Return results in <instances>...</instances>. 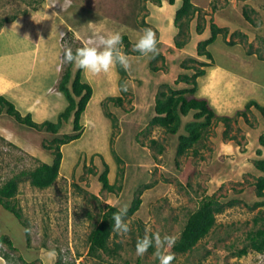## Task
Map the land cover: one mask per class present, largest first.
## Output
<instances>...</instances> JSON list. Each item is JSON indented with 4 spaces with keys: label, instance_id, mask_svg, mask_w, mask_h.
<instances>
[{
    "label": "rangeland",
    "instance_id": "1",
    "mask_svg": "<svg viewBox=\"0 0 264 264\" xmlns=\"http://www.w3.org/2000/svg\"><path fill=\"white\" fill-rule=\"evenodd\" d=\"M191 1L200 8L206 21L205 28L203 33L198 34L194 17L189 24L188 41L177 48L174 37L178 29L173 24L175 10L172 7L178 6L180 0L175 6L166 0H53V7L58 4L53 9L55 14H59L68 24L62 36L61 52L67 47L95 46L99 36L117 32L128 37L129 47L133 49L132 45L143 30L151 28L156 33L157 48L164 59L155 61L161 69L153 71L149 66L151 54H126L130 67L124 77V84L128 85L124 109L111 102L106 105V110L116 117L115 127H112L111 119L104 115L101 105L109 94L101 96L97 102L98 93L106 87L105 73L91 76L102 77L99 80L103 79V85L99 80H85L92 85L94 97L89 101L90 106L84 117L82 115L81 136L60 147L62 159L57 179L45 189L31 186L28 181L19 184L17 200L23 216L28 219L29 243L20 221L0 205V235L8 236L15 249H10L5 243H0V247L9 253L12 260L19 261L18 256H22V264H40L39 255L55 249L63 261L67 260V264H159L153 255L154 247L142 257L136 255V241L143 238L146 227H150L152 232L158 231L161 236L167 234L177 239L187 215L197 207L200 199L215 194L221 200L239 198L242 201L217 214L216 226L191 252L176 253L166 248L164 251L175 257L171 264H264V252H250L241 257L234 255L247 242V232L261 225L260 222L257 225L252 222L259 207L249 209L243 202L251 204L259 199L251 183L261 174L255 169L253 160L261 157V154H256L255 141L264 131V117L251 108L249 117L254 127L247 125L242 117L231 122L228 133L235 135L236 139L224 135L225 124L219 121L208 129L197 145L200 152L197 156L189 153L176 157V135H170L160 127H152L149 133H142L155 114L154 96L158 86L164 82L174 88L189 86L181 81L175 83V79L181 73L193 72V69L186 70L180 66L181 61L190 57L209 63L202 66L205 73L197 77L196 95L206 97L204 94H207L206 98L212 107L217 108V114L233 115L237 109L243 108L249 100L245 93L249 94L248 89L253 90L243 87L249 81L256 84L259 93L264 90V0ZM40 5H44V1L0 0V20L14 13L24 15L21 13L23 10H35ZM244 9L248 10L255 24L245 19ZM210 19L228 28L225 37L219 34L207 46L213 55V62L196 52L197 42L210 34ZM142 20L146 22L145 27L141 24ZM76 27L80 30V37ZM92 34H96V41L95 37L91 38ZM231 39L235 43L229 45L226 41ZM16 42L20 41L13 40L9 34L5 35L3 39L0 38V51H6L7 46L12 50ZM119 47L123 51L122 43ZM60 60L62 70L68 63L64 62L62 56ZM26 64L22 63L21 66ZM8 67L0 60V68ZM117 90L118 84L116 93ZM116 93L112 95L117 96ZM129 98L131 101L127 100ZM61 104L58 102L57 106L61 108ZM36 107H40V104L35 102L28 109ZM53 109L54 106L51 111ZM59 110L51 115H41L42 119L39 120L32 118L37 122L44 118L56 121ZM230 110L233 112L229 113ZM190 118L191 114L181 117L178 133L183 131V123ZM71 121L70 117L63 122L57 134L71 132ZM53 136L50 132L37 131L1 113L0 184L22 169L33 168L39 161L50 163L53 155L41 144L43 141L47 143ZM149 138H155L164 145L162 153L158 154L146 145ZM112 150L123 159L120 165L123 167L122 189L115 194L102 190L98 181V174L103 170L102 160L109 167V182L114 183L119 178V165ZM90 167H94L98 173L94 175L88 172ZM152 181H155L153 186L145 189L141 195L139 209L124 218L130 224V232L120 235L113 231L111 234L109 244L119 242V254L111 257L98 251L99 257L90 255L88 235L106 206L126 209L136 188L141 183ZM261 209L264 211V207Z\"/></svg>",
    "mask_w": 264,
    "mask_h": 264
},
{
    "label": "trees",
    "instance_id": "2",
    "mask_svg": "<svg viewBox=\"0 0 264 264\" xmlns=\"http://www.w3.org/2000/svg\"><path fill=\"white\" fill-rule=\"evenodd\" d=\"M166 1L169 4H174L176 0ZM26 12L27 10H23L21 13L25 14ZM243 15L247 21L251 24H255L253 17L248 14L247 9L243 10ZM16 16L17 14L14 13L1 19L0 27L4 22H9L15 19ZM194 17H196V32L201 34L204 31L206 21L201 15L200 8L193 4L191 0H180V6L175 10L173 19V24L178 29L177 35L174 37L175 47L181 48L188 41L189 24ZM141 24L145 27L146 22L142 20ZM209 29V36L197 42L196 52L198 55L205 56V58L213 62V55L208 50L207 46L212 43L219 34L225 37L228 33V28L221 27L210 19ZM235 34L244 35L243 33L241 34L238 32H235ZM121 37L122 45H124L123 52L125 54H140L129 47L130 41L126 35H121ZM226 42L229 45L235 43L233 39L227 40ZM63 47H65V45H63ZM77 48L79 47L71 48L74 54ZM65 49L66 48H64V50ZM64 50L62 52V57L64 56ZM158 59L163 60L164 56L159 53L154 58H151V61L149 62V66L153 71L161 69V67L155 63ZM195 62L196 65L194 64ZM208 64V62L196 61L192 57L181 61V68L186 70L193 69V72L190 74H179L175 79V83L181 81L189 86L174 88L166 82L161 83L154 96L153 110L155 114L149 120L147 127L142 130V133H149L152 127H160L166 133L176 135V157L184 156L189 153H191L192 156L199 155L200 152L197 145L208 133V129L211 126L216 125L219 121H222L225 124L226 129L224 135L229 137V139H236L235 135H230L228 133V129L231 127V122L236 121L238 117H242L247 125L254 127L255 124L249 117V113L252 110L251 108H255L264 117V104L259 103L253 98L246 101L243 108L237 109L233 115H220L217 114L206 97L196 95L198 89L197 77L202 76L205 73V69L202 68V66ZM72 65L73 63H68V65L63 67L58 81L57 88L65 96L67 104L58 114L56 121L46 119L37 122L32 118L30 112L22 114L11 100L4 95H0V114L4 112L6 115L13 117L20 124H24L37 131L44 130L55 135L47 143L43 141L41 144L43 148L50 150L53 155L50 163L39 161L33 168L22 169L0 184V205L4 209L10 211L20 221L24 228L25 239L28 243L30 241V227L28 219L23 216L21 207L18 204L17 193L19 190V184L23 181H28L31 186L45 189L55 182L59 175L62 159L60 147L61 145L78 139L81 136L83 132L81 115L93 94L92 85L82 79V69L77 67L74 76L71 79ZM115 68L116 72L119 74V79L117 81L119 88L124 84V77L127 75V70L119 65H116ZM69 82L70 86H68ZM127 94L128 92H121L120 95L117 96L108 95L101 103L104 115L111 119L112 127H115L116 125V117L110 111L106 110L107 102H111L114 106L124 109V95ZM127 100L131 101L130 98ZM189 114H191V118L183 123V131L178 133L182 123L181 117ZM70 117L72 118L71 132L58 135L57 132L62 123L67 121ZM237 142L239 141L237 140ZM258 143L259 145L264 146V131L258 136ZM146 145L149 148L156 150V153L158 154L162 153L164 149V145L158 142L155 138L147 139ZM111 153L119 165V178L114 183L109 182V167L108 164L102 160L103 170L98 174V181L101 183L102 190L115 194L122 189L121 181L123 167L120 165L123 163V159L117 155L114 150H112ZM256 154L259 156L261 150L256 149ZM253 165L255 169L261 172V174L257 175L255 180L251 183L254 187L255 196L259 199L251 204L246 202L243 203L246 204L249 209L259 207L258 211L252 218V222L254 225H257L260 222L261 225H258V227L247 232V242L234 253L237 257L247 255L250 252L258 254L264 252V211L261 209V207L264 206V158L254 159ZM88 172L94 175L98 173L94 167L88 168ZM154 182L155 181L141 183L136 188L134 196L131 199L129 206L126 208V215L123 218L130 217L139 209L142 202L141 195L143 191L153 186ZM241 201L242 200L239 198L221 200L216 197L215 194L207 195L200 199L197 207L187 215L179 236L170 250L176 253H189L194 250L200 241L207 237L211 230L216 226V215L222 213L226 207H232ZM120 211L121 210L116 206L107 205L105 211L101 213L100 218L88 235V252L90 255L99 257L98 251H102L111 257H116L119 254L121 244L119 242H112V245H110L109 241L113 232V215ZM0 243H5L12 250L15 249L11 240L6 235H0ZM149 250L152 251L153 248H149ZM57 253L58 256L54 264H63L64 262L61 259V254L59 252ZM208 253L209 252L207 251L206 254ZM0 255L5 259L6 264H10L11 257L9 253L1 250V247ZM18 257L19 259H22V256ZM68 264H73V262H69Z\"/></svg>",
    "mask_w": 264,
    "mask_h": 264
},
{
    "label": "crops",
    "instance_id": "3",
    "mask_svg": "<svg viewBox=\"0 0 264 264\" xmlns=\"http://www.w3.org/2000/svg\"><path fill=\"white\" fill-rule=\"evenodd\" d=\"M42 1H44V5H40L38 9L28 10L24 15H17L15 19L9 22H4L0 27V38L3 39L5 35L9 34L13 37V40L20 41L16 42L12 50L7 46L6 51H0V60H3L5 64L9 65L7 69L0 68V95H4L11 100L20 110H22L21 112H30L35 120L42 119L41 115H51L52 113H55L57 109H60L55 116L57 118L58 114L67 104L65 96L59 91L57 85L62 72L60 68V59L62 56L60 50L61 40L63 33L68 29V24L61 16H59V14L56 15L53 10L58 7V4L60 5V1H58V4L55 7L52 6L53 0H40V2ZM177 1L178 0L172 5L175 6ZM178 6H180V4H178ZM178 6L172 7V9L176 10ZM75 29L79 36L80 30H78L77 27ZM92 37H95L94 41H96V34H92L91 38ZM5 58L9 59L6 60ZM25 62H27V64L21 66V64ZM74 67H76L75 64H73L72 69ZM114 68L115 67H113L108 73H105L104 82L106 87L100 92V94L98 93L97 102L100 101L101 96L103 97L106 94L112 95L116 93L118 78L117 72ZM72 69L71 79L75 73V70ZM128 71L129 70L127 69V72ZM101 78H92L91 75L86 78L84 70L82 69V79L84 81L94 79L97 82L99 79L101 80ZM102 81H100L101 85H103ZM68 86H70V82L68 83ZM243 87H249L255 90L248 89L249 94L245 93L247 100L253 98L261 104L264 103V90L259 93V88L254 82L249 81V83ZM204 95L207 97V94ZM93 97L94 93L89 101H92ZM35 102L40 104V107H36L33 110L28 109L29 105ZM58 102L63 103L64 105L61 104V108H59V106H57ZM209 103L211 102L209 101ZM89 104L90 103L88 102L82 113L83 117L84 113L89 109ZM52 106H54V109L51 111ZM213 107L215 108V106ZM237 107L238 105L235 106L234 109ZM215 109V111H218L217 108ZM232 112L233 111L230 110L229 113ZM45 119L46 118L43 120ZM255 142L257 144L256 149L261 150V157L258 158H264V146L259 145L258 138ZM47 252L48 251L39 255L38 260L40 264H50ZM20 260L15 261L10 259V264H22ZM63 262V264H65V261ZM0 264H6L5 259L1 255ZM23 264H25V262H23Z\"/></svg>",
    "mask_w": 264,
    "mask_h": 264
},
{
    "label": "clouds",
    "instance_id": "4",
    "mask_svg": "<svg viewBox=\"0 0 264 264\" xmlns=\"http://www.w3.org/2000/svg\"><path fill=\"white\" fill-rule=\"evenodd\" d=\"M64 35V34H63ZM122 43L121 35L117 33H109L98 37L95 46L85 45L75 50V54L71 48L64 50V62L73 63L76 67L83 69L85 77L95 76L101 73H108L116 65L121 66L125 70L130 67L127 55L119 47ZM158 40L156 33L151 28L143 30L142 35L132 45L133 50L144 56L151 54L152 58L159 54L157 48ZM127 83L121 85L117 90V95L120 92H127ZM126 209L114 213L112 226L113 231L120 235H126L130 232V224L124 220ZM176 238L171 235H163L157 231L152 232L150 227H146L143 238H138L135 245L136 255L142 257L147 253L149 248H155L153 255L159 260V264H171L174 260V255L164 250L174 246ZM58 253L55 249L47 252V257L50 264H54ZM65 264L67 260L65 259Z\"/></svg>",
    "mask_w": 264,
    "mask_h": 264
}]
</instances>
